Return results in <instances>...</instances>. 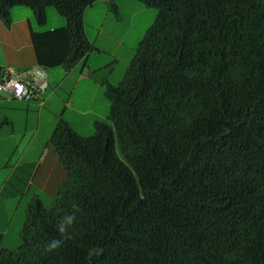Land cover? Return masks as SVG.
I'll return each instance as SVG.
<instances>
[{"label":"trees","instance_id":"obj_1","mask_svg":"<svg viewBox=\"0 0 264 264\" xmlns=\"http://www.w3.org/2000/svg\"><path fill=\"white\" fill-rule=\"evenodd\" d=\"M96 1L0 0V20L52 7L65 25L32 35L35 57L69 70ZM137 1L156 16L105 88L109 123H56L65 179L28 204L19 247L0 236V264H264V0Z\"/></svg>","mask_w":264,"mask_h":264},{"label":"rangeland","instance_id":"obj_2","mask_svg":"<svg viewBox=\"0 0 264 264\" xmlns=\"http://www.w3.org/2000/svg\"><path fill=\"white\" fill-rule=\"evenodd\" d=\"M112 5L116 7L118 14L106 15L98 5L88 9L86 33L92 43L96 41V48L101 50L99 53L95 52L97 61H102L111 55L117 59V62L99 71L94 76L96 80L94 78L89 81L81 79L76 82L73 106L68 108L64 115L73 131L83 137L94 134V122L109 123L106 118L110 103L105 96V88L107 85L115 86L121 82L138 42L156 16L155 9L146 7L137 0H111L110 6ZM51 16H56L65 22V19L59 16L52 7H48L46 20L49 23H53ZM99 25H102L107 33H112L113 37L108 35L110 40L105 39L103 35L98 36ZM44 27L45 25L41 26V28ZM114 36L123 38L122 45L116 46L112 41ZM60 71V67L50 69L52 81H55L57 72ZM74 72L63 83L59 90L60 96L65 88L68 91V88L74 85L79 68ZM103 78L106 80L105 83H93ZM10 105L0 107V119L7 117L11 120L15 134L13 139H4L3 137L9 133V127H2L0 132V221L8 220V230L2 246L12 251L21 244L19 233L26 218L24 208L35 199L39 200L45 209L51 208L54 204L56 190L66 174L61 165L59 170L52 166L55 162H53V156L51 157V151L47 155L41 152L45 143H48L53 129L55 119L51 114L57 113L56 104L48 110L45 107L40 117L34 107L30 106L26 111L23 103L13 101ZM35 129H37L35 136L25 150L22 160L23 163H33L35 167L31 166V169L20 167L13 170ZM48 147L52 149L49 143ZM7 177H10L9 181L4 184ZM29 180H32V183L28 184Z\"/></svg>","mask_w":264,"mask_h":264},{"label":"crops","instance_id":"obj_3","mask_svg":"<svg viewBox=\"0 0 264 264\" xmlns=\"http://www.w3.org/2000/svg\"><path fill=\"white\" fill-rule=\"evenodd\" d=\"M110 2L111 0H99V1L92 3L88 7H86L85 10L83 11L82 21H83L84 34L88 42L93 47V49L89 53H87V55L83 59L78 61L69 70H66L60 67L61 71L57 72V78L55 79V81H52L51 75H50V69L49 70L47 69L48 77H49L48 88L43 94L40 95L39 98L31 99L27 101H18V100L11 98L7 94L1 93L0 94V107L7 106V105L11 106L10 102H13V101L18 102V103H23L24 106L26 107L25 108L26 111H28V107L30 106L36 108L37 109L36 113L40 117L41 111L45 109V107L47 108L46 110H48L49 108L54 107V104H56L55 110L57 108V113L55 112L51 114L53 119H55V122H54V125H52V128H54V126L59 120H64L65 122H67L66 119L64 118V115L66 113V110L73 106L76 82H79L81 79H87L88 81L92 80L99 71L106 69L107 67H110L112 64L117 62V59H115V57L111 55L108 58L105 57L104 59H102V61H97L95 59V57H97L96 56L97 54H95V52L98 51L99 53L101 50L96 48L95 46L96 41L92 43V41H90L86 33V16H87L88 9H92L93 7H95V5H98V7L101 8L103 11H105V14L108 15V14L114 13L110 8ZM9 13H10L9 15L11 19L10 25L6 26L0 20V67L10 68L15 71H18V70H23V69L39 66L37 64V60L35 57V50H34V46L32 42V35L61 28L65 25V22H63V20H60V18H57L56 16H51V18L53 19V23H49L46 20L44 24L45 27L41 28V26H44V25L37 24L33 12L27 7L15 6L10 9ZM114 14H118V10H116V13ZM97 34L98 36L103 35L105 39L107 40L108 39L110 40L108 35H111L113 37L112 33L110 34V33H107L105 30H103L102 25L98 26ZM112 41L116 44V46H120L122 45L123 38L114 36V38H112ZM77 68H79V73H78L77 79H75L74 81L75 82L74 85L72 84L70 88H68L69 89L68 91H67V88H65V91L60 96L59 90H61L63 83L72 73H75L74 71H76ZM97 82L105 83L106 80L103 78L100 81H94L93 83L98 84ZM2 127H9V133L3 138L13 139L15 134L13 131L12 121L9 120L7 117L1 118L0 119V132L2 130ZM36 131L37 129L34 130V134L31 135L29 142L26 145L24 151L18 157L13 170L18 169L20 167L22 168L26 167V168L31 169V166H34L32 165L33 163H27V162L23 163L22 160H23L24 152L29 147V144L32 142ZM50 151H51V157L53 156V162H55L53 163L52 166L56 167L59 170L60 163L57 158V155L55 154L54 150L49 149L48 143L46 142L41 152L47 155ZM9 178L10 177H7L5 179L4 184L8 183ZM27 182L28 184H30L32 183V180H29ZM26 207L24 208L25 213L27 210ZM8 225H9L8 220L5 222L0 221L1 248L5 250H8V249H6V247H3L2 243L4 242L5 237H6Z\"/></svg>","mask_w":264,"mask_h":264},{"label":"built area","instance_id":"obj_4","mask_svg":"<svg viewBox=\"0 0 264 264\" xmlns=\"http://www.w3.org/2000/svg\"><path fill=\"white\" fill-rule=\"evenodd\" d=\"M48 71L37 66L15 71L0 67V94L18 101L39 98L48 88Z\"/></svg>","mask_w":264,"mask_h":264},{"label":"clouds","instance_id":"obj_5","mask_svg":"<svg viewBox=\"0 0 264 264\" xmlns=\"http://www.w3.org/2000/svg\"><path fill=\"white\" fill-rule=\"evenodd\" d=\"M52 246H55L54 244Z\"/></svg>","mask_w":264,"mask_h":264}]
</instances>
